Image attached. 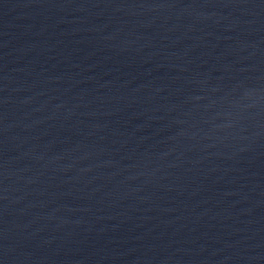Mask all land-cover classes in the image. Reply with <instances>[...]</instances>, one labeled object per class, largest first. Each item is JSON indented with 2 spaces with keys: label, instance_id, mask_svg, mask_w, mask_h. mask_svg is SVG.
I'll return each mask as SVG.
<instances>
[{
  "label": "water",
  "instance_id": "water-1",
  "mask_svg": "<svg viewBox=\"0 0 264 264\" xmlns=\"http://www.w3.org/2000/svg\"><path fill=\"white\" fill-rule=\"evenodd\" d=\"M0 264H264V0H0Z\"/></svg>",
  "mask_w": 264,
  "mask_h": 264
}]
</instances>
